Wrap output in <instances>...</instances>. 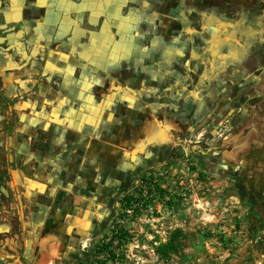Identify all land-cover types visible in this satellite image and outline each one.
<instances>
[{
    "label": "rangeland",
    "instance_id": "obj_1",
    "mask_svg": "<svg viewBox=\"0 0 264 264\" xmlns=\"http://www.w3.org/2000/svg\"><path fill=\"white\" fill-rule=\"evenodd\" d=\"M136 3L155 46L121 55L86 26L128 0H0V264H92L116 227L119 264L258 258L212 231L192 175L262 98L264 0Z\"/></svg>",
    "mask_w": 264,
    "mask_h": 264
},
{
    "label": "crops",
    "instance_id": "obj_2",
    "mask_svg": "<svg viewBox=\"0 0 264 264\" xmlns=\"http://www.w3.org/2000/svg\"><path fill=\"white\" fill-rule=\"evenodd\" d=\"M260 95L246 103L252 111L224 133L220 146L198 159L195 173L202 179L192 175L212 231L235 239L238 251L258 255L251 264H264V90Z\"/></svg>",
    "mask_w": 264,
    "mask_h": 264
},
{
    "label": "flooded vegetation",
    "instance_id": "obj_3",
    "mask_svg": "<svg viewBox=\"0 0 264 264\" xmlns=\"http://www.w3.org/2000/svg\"><path fill=\"white\" fill-rule=\"evenodd\" d=\"M136 2L137 0H128V4L123 7L124 10L122 12L119 11L118 8H115V11L112 13L99 14V18L98 15H95V19H93L95 20L94 24L86 26V29L88 30L87 32L91 33V35H94L96 37H101L103 34H105V37H108L109 41L114 44L112 45L114 46L112 48H114L117 52L119 51L121 55H125V53L130 51L133 48L135 42H137L138 45V43L140 42L138 41V38H141L143 39V41L139 44V48L141 50V54H144V51L147 49L149 50L150 46H155V43L153 41L154 36L152 35V31H154V26H152L151 23L147 24L148 22H146L143 16H137L138 7ZM104 15L108 18H112L113 20H115L114 25H112L110 28L98 27L96 20L98 18V22H102ZM120 17L121 19H119ZM151 36H153V39L151 38ZM143 42L146 43V46L144 47L141 46ZM169 45H171L172 47L174 46L173 43ZM141 56L143 57L145 55H140V57ZM137 57L139 56L137 55ZM136 64L141 65V61L139 60ZM133 76L134 74L132 75V77ZM118 77L120 79L122 77V74H118Z\"/></svg>",
    "mask_w": 264,
    "mask_h": 264
},
{
    "label": "trees",
    "instance_id": "obj_4",
    "mask_svg": "<svg viewBox=\"0 0 264 264\" xmlns=\"http://www.w3.org/2000/svg\"><path fill=\"white\" fill-rule=\"evenodd\" d=\"M175 32V31H174ZM176 33V32H175ZM136 66H138L136 64ZM134 77V76H133ZM142 123H138L136 127L139 129ZM127 132L131 133L130 130ZM200 179H202V174L198 175ZM147 187L148 192H150L151 188L154 189L155 193L161 198L165 199L169 196V193L161 189L157 184L153 186H149L146 180H142V185ZM142 195V194H141ZM138 202L137 198L127 196L121 199L120 201V209L124 210L125 208H131L132 204ZM138 206L133 207V212L138 211ZM120 216H124V214H120ZM126 232L121 227H116L110 231L109 235H105L104 238L96 245L94 254L96 255V259L92 264H119V257L117 255V250H119L120 246L123 242H126Z\"/></svg>",
    "mask_w": 264,
    "mask_h": 264
},
{
    "label": "bare ground",
    "instance_id": "obj_5",
    "mask_svg": "<svg viewBox=\"0 0 264 264\" xmlns=\"http://www.w3.org/2000/svg\"><path fill=\"white\" fill-rule=\"evenodd\" d=\"M43 254L45 255V252Z\"/></svg>",
    "mask_w": 264,
    "mask_h": 264
}]
</instances>
